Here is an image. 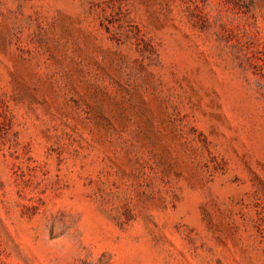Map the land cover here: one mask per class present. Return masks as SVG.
<instances>
[{
    "label": "rangeland",
    "instance_id": "rangeland-1",
    "mask_svg": "<svg viewBox=\"0 0 264 264\" xmlns=\"http://www.w3.org/2000/svg\"><path fill=\"white\" fill-rule=\"evenodd\" d=\"M0 264H264V0H0Z\"/></svg>",
    "mask_w": 264,
    "mask_h": 264
}]
</instances>
